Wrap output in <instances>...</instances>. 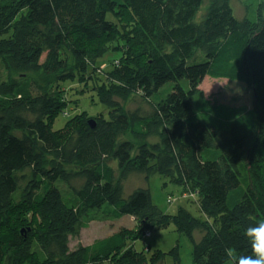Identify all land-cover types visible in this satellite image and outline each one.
<instances>
[{"label":"trees","instance_id":"trees-1","mask_svg":"<svg viewBox=\"0 0 264 264\" xmlns=\"http://www.w3.org/2000/svg\"><path fill=\"white\" fill-rule=\"evenodd\" d=\"M207 1L198 19L204 0H0V264H181L185 248L189 264H230L227 249L250 254L243 232L264 221V0L242 2L240 17L231 0ZM199 53L209 77L250 87L252 107L211 102L191 85ZM104 61L95 77L90 66ZM85 92L105 109L68 116ZM60 114L68 119L54 129ZM131 174L187 189L202 218L184 205L167 212L146 186L125 195ZM95 211L137 225L70 247ZM170 224L169 251L134 248Z\"/></svg>","mask_w":264,"mask_h":264},{"label":"rangeland","instance_id":"rangeland-1","mask_svg":"<svg viewBox=\"0 0 264 264\" xmlns=\"http://www.w3.org/2000/svg\"><path fill=\"white\" fill-rule=\"evenodd\" d=\"M231 2L235 16L240 17L244 10L242 2L246 1L231 0ZM207 7L208 1L204 0L196 14L198 19L203 16ZM109 66V62L104 61L100 62L99 65L94 63V65H91L90 67L93 70L92 74H94L95 77H98L101 76L100 74L102 72L108 70ZM206 70L207 61L200 55V53L189 60L188 76L190 83L193 87H196L200 92H202L205 98L211 102L219 104L245 105L247 107H252V92L249 86L236 80L211 78L207 75ZM89 71L91 72V70ZM28 77L29 76L24 77V82L27 81ZM85 82L87 81H84L83 83ZM83 83L78 84L83 86ZM70 85L72 84L69 83V86ZM69 92L71 93L73 90H69ZM92 93L93 92H85V94L79 98L77 105L69 107V112L67 111L68 116L84 110L89 115H95L100 109H105V106L99 103L95 96L92 98L89 96ZM78 97H80V95L69 96V98H73L72 100H75L74 98ZM133 100L138 102L137 99ZM134 106L135 104H130L131 108ZM104 112H106V110H104ZM68 116H63L61 114L57 116V119L54 121L52 127L54 129L61 127L68 119ZM90 118L92 117H89V119ZM126 137L134 140L131 135H126ZM152 140H155V138H152ZM111 163L115 166L114 162ZM139 186L148 187L153 203L157 204L160 208H163L169 213L176 212L180 205H184L193 215L202 216V213L197 209L192 197L189 196V191L187 189L174 187L169 179L165 177L155 174L147 178L142 174H131L124 182V194H131V192ZM99 213V211H95L93 212V215L96 216ZM93 215L92 213H88V215L84 216V219L90 218ZM84 222L87 225H82L81 222L76 227L75 233L70 237V247L77 246L80 243H88L94 238L107 235L123 225H127L128 227H136L137 225L136 219L127 216L117 219L115 217L105 218L98 215V217L84 220ZM176 236L177 232L174 230V225L170 224L163 226V228L152 230L150 236H144L143 238L137 239L133 244L136 250H142L145 247H148V253H151L154 249H160L167 252L174 247ZM124 251L127 250L122 249L120 251V256H123L122 259L126 262L131 259V255L125 254ZM187 251L188 249L185 248L181 252V264H189L191 262ZM163 263L174 264V261L171 256H166ZM94 264H109V261Z\"/></svg>","mask_w":264,"mask_h":264},{"label":"clouds","instance_id":"clouds-1","mask_svg":"<svg viewBox=\"0 0 264 264\" xmlns=\"http://www.w3.org/2000/svg\"><path fill=\"white\" fill-rule=\"evenodd\" d=\"M150 235L151 233H146V236ZM243 235L249 243L250 254L237 255L229 248L226 250V256L230 264H264V221L247 227Z\"/></svg>","mask_w":264,"mask_h":264},{"label":"water","instance_id":"water-1","mask_svg":"<svg viewBox=\"0 0 264 264\" xmlns=\"http://www.w3.org/2000/svg\"><path fill=\"white\" fill-rule=\"evenodd\" d=\"M88 125L91 127V128H93L94 126H95V124H94V120L93 119H88Z\"/></svg>","mask_w":264,"mask_h":264}]
</instances>
